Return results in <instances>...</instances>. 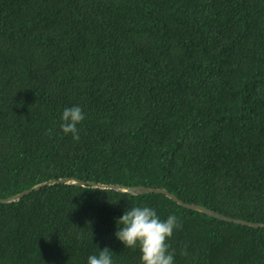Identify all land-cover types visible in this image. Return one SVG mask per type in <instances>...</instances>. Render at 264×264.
Wrapping results in <instances>:
<instances>
[{
    "label": "trees",
    "instance_id": "1",
    "mask_svg": "<svg viewBox=\"0 0 264 264\" xmlns=\"http://www.w3.org/2000/svg\"><path fill=\"white\" fill-rule=\"evenodd\" d=\"M80 106V139L60 128ZM71 177L264 223V0H0V198ZM175 214L173 264H264V228L162 193L54 183L0 203V264H141L117 219Z\"/></svg>",
    "mask_w": 264,
    "mask_h": 264
},
{
    "label": "clouds",
    "instance_id": "2",
    "mask_svg": "<svg viewBox=\"0 0 264 264\" xmlns=\"http://www.w3.org/2000/svg\"><path fill=\"white\" fill-rule=\"evenodd\" d=\"M84 119L80 106L65 108L60 128L64 134L70 133L78 141L80 137L77 125ZM117 225L116 238L125 248H139L141 264H173L174 255L169 251L168 240L175 229L182 227L175 214L162 220L154 208L133 206L117 219ZM98 249V254L88 257L87 264H114L109 248Z\"/></svg>",
    "mask_w": 264,
    "mask_h": 264
},
{
    "label": "water",
    "instance_id": "3",
    "mask_svg": "<svg viewBox=\"0 0 264 264\" xmlns=\"http://www.w3.org/2000/svg\"><path fill=\"white\" fill-rule=\"evenodd\" d=\"M54 183H70V184H79V185H83V186L89 184V185H93L95 187L122 190V191L130 192V193L135 194V195L148 194V193H162V194L167 195L168 197H170L171 199L178 202L180 205H182L184 207L199 210V211H202V212L207 213L209 215L221 217V218H224L226 220L234 221L236 223H240L243 225L256 227V228L257 227H263L264 228L263 222H257V221H251V220L226 216V215L222 214L221 212L215 211V210L208 208L204 205L187 202L183 199H180L177 195L170 192L167 188H162V187H158V186L157 187H150V186H146V185H139V186H125V185H121V184L102 185V184L95 183L93 181H84L81 179L71 178V177L55 178V179H51V180L42 182V183L35 185L31 188H27V189L21 191L20 193L13 195V196H9L7 198H0V203L18 201L32 191L40 189L43 186L51 185Z\"/></svg>",
    "mask_w": 264,
    "mask_h": 264
}]
</instances>
